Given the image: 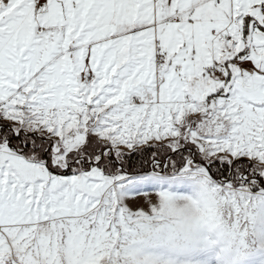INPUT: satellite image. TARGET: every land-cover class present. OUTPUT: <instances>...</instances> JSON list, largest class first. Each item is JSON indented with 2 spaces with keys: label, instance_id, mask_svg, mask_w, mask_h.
I'll list each match as a JSON object with an SVG mask.
<instances>
[{
  "label": "snow or ice",
  "instance_id": "obj_1",
  "mask_svg": "<svg viewBox=\"0 0 264 264\" xmlns=\"http://www.w3.org/2000/svg\"><path fill=\"white\" fill-rule=\"evenodd\" d=\"M201 196L264 264V0H0V264H216Z\"/></svg>",
  "mask_w": 264,
  "mask_h": 264
},
{
  "label": "rangeland",
  "instance_id": "obj_2",
  "mask_svg": "<svg viewBox=\"0 0 264 264\" xmlns=\"http://www.w3.org/2000/svg\"><path fill=\"white\" fill-rule=\"evenodd\" d=\"M203 200L201 196L199 201H178L174 205L175 214L183 219L187 229L199 235L202 249L211 254L216 264H238L245 255V233L214 219Z\"/></svg>",
  "mask_w": 264,
  "mask_h": 264
}]
</instances>
